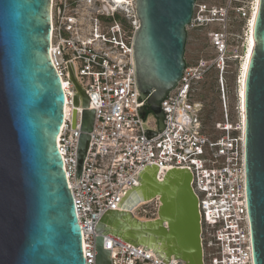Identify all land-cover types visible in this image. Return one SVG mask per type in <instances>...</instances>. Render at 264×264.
<instances>
[{"label": "water", "instance_id": "obj_1", "mask_svg": "<svg viewBox=\"0 0 264 264\" xmlns=\"http://www.w3.org/2000/svg\"><path fill=\"white\" fill-rule=\"evenodd\" d=\"M195 1L135 0V77L141 98H147L141 115L152 113L159 129L160 103L186 66ZM50 45L51 0H0V264H85L82 232L57 146L65 95ZM75 88L84 108L79 175L94 112L76 83ZM243 148L252 264H264V0H259L244 85ZM151 173L157 176V167L145 168L137 187H148L141 197L160 196L158 220L142 223L127 212L105 213L96 226V264H110V253L103 248L107 234L152 245L165 261L199 264L201 223L190 172L172 169L162 181L151 180ZM157 221L158 226H151Z\"/></svg>", "mask_w": 264, "mask_h": 264}, {"label": "built area", "instance_id": "obj_2", "mask_svg": "<svg viewBox=\"0 0 264 264\" xmlns=\"http://www.w3.org/2000/svg\"><path fill=\"white\" fill-rule=\"evenodd\" d=\"M110 1L51 0L50 57L65 95L57 146L82 232L85 264H96L98 222L105 213L120 211L123 198L139 186V175L149 166L157 167L159 181L172 169L190 172L205 264H252L245 201L244 112L237 97L236 120L228 122L224 75L229 63L237 62L239 87L253 0H222L219 5L195 1L187 29H207L214 53L208 60L186 64L181 79L160 103L162 129L152 113L141 115L147 98H141L135 77L133 40L139 29L135 0H127V11L112 7ZM213 24H219L220 30L211 31ZM237 27L243 35L234 31ZM213 70L224 122L208 133L202 131L201 103L191 98L198 82ZM75 83L88 99V110L94 112L79 175L77 150L84 108L79 91L72 89ZM148 116L153 118L151 125ZM157 205V199L142 205L138 215L155 218ZM103 248L111 252L110 264H184L159 259L144 247L111 234L104 235ZM206 249H213L214 255L207 256Z\"/></svg>", "mask_w": 264, "mask_h": 264}, {"label": "rangeland", "instance_id": "obj_3", "mask_svg": "<svg viewBox=\"0 0 264 264\" xmlns=\"http://www.w3.org/2000/svg\"><path fill=\"white\" fill-rule=\"evenodd\" d=\"M199 3L206 4H215L220 3L222 0H197ZM211 31L220 30L219 24H213L210 28ZM237 33L243 35L242 30L238 32V27L235 28ZM213 54V50L209 48V39L207 37V29L198 28V29H187V41L185 46V54L184 59L186 64L194 63L199 59L210 58V54ZM229 67L227 68V73L224 75L225 83L228 85L226 88V92L228 91L229 95V104H228V114L230 119L229 123L234 124L235 122V106H236V75H237V62L229 63ZM217 73L214 70L208 74H206L202 81L198 82V91L192 96L191 101H199L204 104V109L201 111L200 116L202 119V131L210 132L213 125L212 122L216 119L219 123H223V115L221 111V95L220 91L217 87ZM68 81L72 84L71 80ZM72 89L76 91L75 86H72ZM228 103V101H227ZM152 117L148 116V123L151 125L153 123ZM207 256L214 255L213 249H206ZM207 257V261L210 259Z\"/></svg>", "mask_w": 264, "mask_h": 264}, {"label": "bare ground", "instance_id": "obj_4", "mask_svg": "<svg viewBox=\"0 0 264 264\" xmlns=\"http://www.w3.org/2000/svg\"><path fill=\"white\" fill-rule=\"evenodd\" d=\"M126 2H127V0H111L110 1V3H113L112 7H114L116 5L117 9H120L123 11H127V9H125L126 8V6H125ZM258 5H259V0H253V13L250 17V23L248 25L249 30H248L247 38H246V52L243 56V59L240 63V66H239V68H240V72L238 74L239 75V87L237 88L238 89L237 92H238V96H239V107L242 109L243 112H244V85H245L247 68H248V63H249V58H250L249 48H252V41H253V31H254L253 16H255V18H256ZM114 10H115V8H114ZM242 79H243V84H241ZM242 91H243V97H241ZM236 103H237V101H236ZM243 122H244V116H243ZM181 172L186 173V171H184V170ZM151 175H152L151 180H154V178L158 179V177L154 173H151ZM136 189H137V191L135 193H132L130 195L129 199H127V198L123 199L122 203L120 204V211L127 212L128 214L132 215L136 220H138L142 223L153 222L154 220H158V218H159L158 217V207L160 206V196L157 194V195H154L152 197H141L140 195H141L142 191L143 190L147 191L148 187L147 186H141V187H137ZM154 199H157V202H158L157 210L155 212L156 217L149 219V218H145L143 216L138 215L139 208L144 204H148V203L152 202ZM159 224H160V222L157 221V223H154V224L152 223L151 226L156 227ZM131 226H133V225H131ZM111 235H113V234H111ZM118 238H120V237H118ZM121 240H123V239H121ZM139 246L144 247L147 251L152 252L154 256L159 258L158 252L153 250L152 245L150 247H145L143 244H140ZM200 251H202V255L200 253L199 264H205V262H204V249L202 246V242H201V250ZM109 253H110L109 254V256H110L111 252L109 251ZM159 259L163 260L164 258L161 257Z\"/></svg>", "mask_w": 264, "mask_h": 264}, {"label": "flooded vegetation", "instance_id": "obj_5", "mask_svg": "<svg viewBox=\"0 0 264 264\" xmlns=\"http://www.w3.org/2000/svg\"><path fill=\"white\" fill-rule=\"evenodd\" d=\"M224 85H225V87H224V101H225V106H226V110H227V112H228V104H229V95H228V91L226 92V88H227V84L225 83V79H224ZM238 89L236 88V93H235V97L237 98V97H239L238 96ZM227 101H228V103H227ZM237 101V100H236ZM201 103V107H202V110L204 109V104L202 103V102H200ZM221 111H222V109H221ZM217 123H219L216 119L212 122V124L211 125H215V124H217Z\"/></svg>", "mask_w": 264, "mask_h": 264}, {"label": "snow or ice", "instance_id": "obj_6", "mask_svg": "<svg viewBox=\"0 0 264 264\" xmlns=\"http://www.w3.org/2000/svg\"><path fill=\"white\" fill-rule=\"evenodd\" d=\"M255 22V16H253V23ZM251 54V48H249V55ZM241 84H243V79L241 80ZM241 97H243V91L241 92ZM110 246V245H109Z\"/></svg>", "mask_w": 264, "mask_h": 264}, {"label": "trees", "instance_id": "obj_7", "mask_svg": "<svg viewBox=\"0 0 264 264\" xmlns=\"http://www.w3.org/2000/svg\"><path fill=\"white\" fill-rule=\"evenodd\" d=\"M196 1H197V0H196ZM215 4L219 5L220 3L218 2V3H215Z\"/></svg>", "mask_w": 264, "mask_h": 264}]
</instances>
